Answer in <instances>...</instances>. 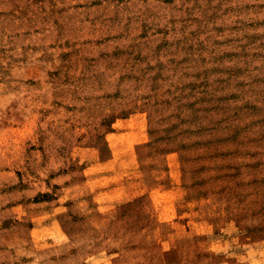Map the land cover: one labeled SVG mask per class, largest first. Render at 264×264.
<instances>
[{
	"label": "rangeland",
	"instance_id": "rangeland-1",
	"mask_svg": "<svg viewBox=\"0 0 264 264\" xmlns=\"http://www.w3.org/2000/svg\"><path fill=\"white\" fill-rule=\"evenodd\" d=\"M132 113L149 148L111 175L161 226L107 264H264V0H0V264L116 243L68 222L39 251L31 228Z\"/></svg>",
	"mask_w": 264,
	"mask_h": 264
},
{
	"label": "crops",
	"instance_id": "crops-1",
	"mask_svg": "<svg viewBox=\"0 0 264 264\" xmlns=\"http://www.w3.org/2000/svg\"><path fill=\"white\" fill-rule=\"evenodd\" d=\"M134 115L136 114L132 113V115L126 117L127 119L122 117L123 120L119 119V117L113 119L115 121H112L110 129L105 135L106 142L98 150L99 161L88 167L89 169L81 172V176L78 179L73 180L71 183L65 182L61 186L62 190H64L62 196L54 199V201L45 202V204L52 206L49 211H44L40 214L42 216L41 219L45 220V223H39L31 228L33 242H37L42 247L39 248V251H42L44 247H54L57 243H69L71 241L70 235L64 229V224H68V222H72L73 230L77 231L79 226L83 225L86 232L84 235L88 237L94 238L99 234L106 238V236L108 237L112 234L117 239L116 243H113L114 245L101 243L103 242L102 240L99 242H95L94 239L90 240L92 244L88 245L87 251L90 256H88L89 260L87 262L94 260L91 264H107L108 261L106 260H111L112 254L117 255V257H124L130 251L141 249L140 245L135 247L137 243H131V246H129V240L125 242L123 238L134 236L154 237V234L150 232L161 225L155 220L152 211L149 209L152 201L148 196L144 195L146 190H142L141 193L137 190L136 194L132 195L126 181L123 185L114 184L115 180L124 179L118 176L115 177V172H123L124 169H128V165L124 164V161L122 163L124 152L130 150L135 152L136 150V155L141 162V159H144L141 152L145 148H149L148 143H145L143 138L139 140L141 130L137 124L139 121L136 118H131ZM111 137H113V143L110 141ZM122 137L126 138L121 139ZM112 171H114V174L111 175ZM169 183L168 187H170ZM133 219L141 223V226ZM130 220L135 223H130L129 228L125 232L121 233L119 228H115L113 233L110 232L109 227L112 224ZM149 221L150 224H153L152 230L146 229L148 227L145 226L148 225L143 223L147 222L148 224ZM106 228H109L108 233L104 231ZM79 234L80 232L76 234L73 232V236H79ZM169 235H177L176 230L170 232ZM50 241L53 242L48 244ZM42 242H46L47 246L41 244ZM153 243V245H158L155 242ZM37 244L36 247L38 246ZM102 244L109 246V248L98 251L97 247ZM97 255H103L102 261L98 262L96 260L98 258ZM53 260H49L46 264H62L65 260H67L66 263L70 261V259Z\"/></svg>",
	"mask_w": 264,
	"mask_h": 264
}]
</instances>
